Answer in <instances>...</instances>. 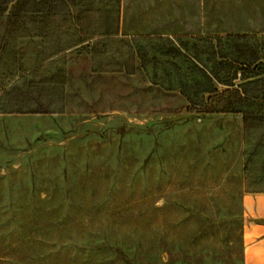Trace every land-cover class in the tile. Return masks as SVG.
<instances>
[{
  "label": "rangeland",
  "instance_id": "374dc122",
  "mask_svg": "<svg viewBox=\"0 0 264 264\" xmlns=\"http://www.w3.org/2000/svg\"><path fill=\"white\" fill-rule=\"evenodd\" d=\"M116 1L75 0L74 38L97 6L112 19ZM29 2L18 3L27 26ZM197 8L181 0L177 23ZM201 9L196 40L93 42L91 63L116 72L99 79V115L82 113L89 52L74 40L71 112L0 121V264H243L242 179L264 189V100L243 107L259 114L243 123L229 91L240 79H212L204 93L198 82L219 60L208 46L216 34H264V0H201ZM180 86L196 108L233 111L191 116ZM161 100L180 120L146 119Z\"/></svg>",
  "mask_w": 264,
  "mask_h": 264
},
{
  "label": "crops",
  "instance_id": "0c3cea01",
  "mask_svg": "<svg viewBox=\"0 0 264 264\" xmlns=\"http://www.w3.org/2000/svg\"><path fill=\"white\" fill-rule=\"evenodd\" d=\"M180 3L181 0H118L115 21L109 19L107 23L97 6L96 18L91 23H83V34L79 31L80 36L76 39L81 40L80 45L86 43L89 52V64L82 71L87 74L90 86L86 88V83L81 81V100L83 107L87 106L82 109V113L87 119L100 113L99 101L103 88L99 79L116 73L109 74L105 67L91 63L93 42L112 36L131 40L132 36L146 35L155 39L159 36L175 40L180 35H200L201 0H198L197 13L194 11L189 14L193 21L177 23ZM195 18L198 19L197 23ZM73 27L72 17H53L48 35L37 32L26 35L19 30L14 39H0V121L14 116L64 115L71 112L75 74ZM26 40H33L29 41L31 48L28 51ZM171 104L163 100L153 103L147 108L146 119L171 116L180 120L179 111H172ZM219 113L223 112L206 114ZM196 114L197 111L190 113L194 117ZM3 136V130H0V138ZM242 180L243 264H264V189H251L250 179Z\"/></svg>",
  "mask_w": 264,
  "mask_h": 264
},
{
  "label": "trees",
  "instance_id": "16d2710c",
  "mask_svg": "<svg viewBox=\"0 0 264 264\" xmlns=\"http://www.w3.org/2000/svg\"><path fill=\"white\" fill-rule=\"evenodd\" d=\"M18 3L20 4V0H0V17H3L0 18L3 23V27L0 31V39H13L18 35L19 30L26 35L34 34L35 32L48 35L50 33V23L53 17L64 19L65 16H68V18L72 17L73 21L75 18L78 19V16H74V10L76 9L75 0H30L28 5L22 10L23 13L29 12L30 14H34L33 17L29 16L30 19L28 18V22L30 23L27 26L26 20H23L20 15L21 8ZM10 8H12L11 14ZM117 10L118 0L116 1L114 8L115 13L112 17V21L116 19ZM109 19L106 20L107 23L110 22ZM33 22L34 24L32 25ZM179 37H181V35L173 40L169 37L162 38L158 36V39H155L151 36L137 35L132 36L131 40L154 39L180 41L182 38L179 39ZM192 37L196 40L201 36H190L189 38ZM76 38L74 40L80 45L81 40H77ZM72 43L75 45L74 41ZM182 44L184 45V43H181V45ZM208 46L212 47V54H215L219 60L211 62V70L209 72L200 68L202 77L201 82H198L201 85L200 91L202 93L214 91L216 88L211 84L212 79L225 85H233V79L238 78L240 79L236 84L238 88L229 90L237 96L239 102V107L234 109V111L241 112L243 123H247L252 118H258L259 114L243 107L264 100V34L259 37L255 34L245 32L226 33L223 35L216 34L214 36V42H208ZM222 65H227V68L221 74H219L218 70L212 69L213 66L220 67ZM237 70H240L241 73L237 74ZM244 71L252 73L250 76H243L242 72ZM164 86L166 89L175 88L169 83H166ZM179 92L185 96L187 103L192 104L189 110L207 113L232 110L196 108V106H200V104H197L195 101L191 102L192 100L189 95L181 86Z\"/></svg>",
  "mask_w": 264,
  "mask_h": 264
}]
</instances>
